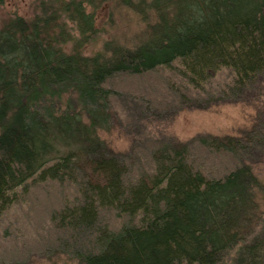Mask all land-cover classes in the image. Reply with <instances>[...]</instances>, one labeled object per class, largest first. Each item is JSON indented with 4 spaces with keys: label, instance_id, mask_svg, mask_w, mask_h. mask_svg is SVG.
<instances>
[{
    "label": "trees",
    "instance_id": "obj_1",
    "mask_svg": "<svg viewBox=\"0 0 264 264\" xmlns=\"http://www.w3.org/2000/svg\"><path fill=\"white\" fill-rule=\"evenodd\" d=\"M104 4L133 11L141 38L83 54ZM155 76L162 98L147 90ZM263 82L264 0H46L30 20L8 18L0 264L59 251L80 264H264V185L251 168L264 158V103L242 137L174 143L148 127L186 105L259 100ZM114 126L132 136L125 151L99 137ZM42 184L57 191L41 200Z\"/></svg>",
    "mask_w": 264,
    "mask_h": 264
},
{
    "label": "rangeland",
    "instance_id": "obj_2",
    "mask_svg": "<svg viewBox=\"0 0 264 264\" xmlns=\"http://www.w3.org/2000/svg\"><path fill=\"white\" fill-rule=\"evenodd\" d=\"M42 1L46 0H0V27L12 16L30 20L38 13ZM94 22L95 32L89 35V41L82 49L83 54L91 55L101 50L103 42L106 40H116L131 47L141 38L143 22L133 11L127 8L114 6V9H111L104 4L102 8L96 11ZM72 26V23L67 22V28L72 29ZM71 34L77 35L73 30H71ZM167 74L169 73L163 72L162 78L166 77ZM152 78L155 79L156 84L153 86L150 83L151 86L147 90H152V94H156L155 97L162 98L166 92L162 87L161 79L157 76ZM262 84L263 93L259 100L253 101L251 99L248 102L220 101L204 106L186 105L173 110L174 112L167 115L161 122L148 125L149 130L155 134L152 136L166 141L171 140L174 143L186 141L198 134L217 137H242L251 129L257 113L263 107L264 82ZM98 134L115 151H125L131 146L132 136L120 127L114 126L100 130ZM251 168L264 185V158L252 163ZM44 188L52 192L57 191V188L52 184L48 186L42 184L36 186L32 192H37L38 198L44 200L45 197L42 192ZM67 188L64 187L60 190L63 193L68 192ZM27 264L80 263L76 258L59 251L48 256L34 253Z\"/></svg>",
    "mask_w": 264,
    "mask_h": 264
}]
</instances>
